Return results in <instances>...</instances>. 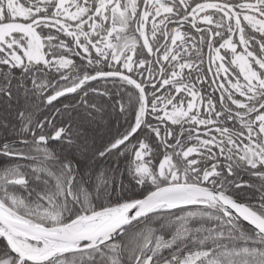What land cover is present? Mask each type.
Returning a JSON list of instances; mask_svg holds the SVG:
<instances>
[{"label": "snow or ice", "instance_id": "obj_1", "mask_svg": "<svg viewBox=\"0 0 264 264\" xmlns=\"http://www.w3.org/2000/svg\"><path fill=\"white\" fill-rule=\"evenodd\" d=\"M0 264H264V0H0Z\"/></svg>", "mask_w": 264, "mask_h": 264}]
</instances>
